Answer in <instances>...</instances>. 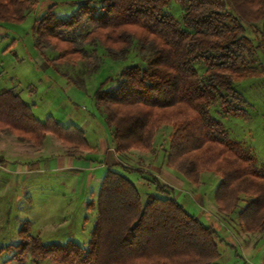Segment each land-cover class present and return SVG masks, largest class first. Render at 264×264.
<instances>
[{
  "label": "trees",
  "instance_id": "obj_1",
  "mask_svg": "<svg viewBox=\"0 0 264 264\" xmlns=\"http://www.w3.org/2000/svg\"><path fill=\"white\" fill-rule=\"evenodd\" d=\"M173 1L183 7L182 22L168 11ZM36 6L37 0H0V21L22 22ZM56 7L49 6L33 27L42 53L49 48L61 52L52 62L75 63L87 54V45H100L113 60H126L136 42L146 63L125 68L113 86L105 88L106 82L95 93L116 152L152 151L157 129L172 124L168 167L195 185L205 169L214 170L222 178L215 193L221 209L233 211L241 194L252 196L240 220L248 231L264 230V174L211 114L218 104L226 116L246 113L248 101L235 84L251 70L256 52H264V0H101L100 6L83 0L64 19ZM86 26L91 29L77 35ZM99 67L96 63L92 73ZM69 80L84 85L81 78ZM0 131L36 146L52 134L74 150L90 149L81 129L62 126L52 117L41 122L13 89L0 90ZM120 166L124 172L110 168L103 178L86 245L44 244L29 235L26 222L20 243L0 245V256L5 249L14 250L12 258L20 264L29 255L36 263L217 264L216 228L191 215L157 177H152L157 193L143 202L127 174L145 173Z\"/></svg>",
  "mask_w": 264,
  "mask_h": 264
},
{
  "label": "rangeland",
  "instance_id": "obj_2",
  "mask_svg": "<svg viewBox=\"0 0 264 264\" xmlns=\"http://www.w3.org/2000/svg\"><path fill=\"white\" fill-rule=\"evenodd\" d=\"M81 1L83 0H37V6L27 13L24 21L17 23L0 21V90H15L26 103L30 104L34 115L42 121L52 117L56 121L63 122L65 120L64 124H70L73 120L80 122V116L84 119L89 117L94 125L103 120L109 134L110 130L105 118L97 107L95 93L106 82L108 84L105 88L113 86L125 68L132 65L142 67L146 65L139 56L137 43H134L128 58L121 61L113 60L100 45H87L84 47L87 52L85 57L78 59L75 63L52 62L61 56V52L49 48L42 53L35 43L33 27L49 6L57 3L55 13L58 18L64 19L76 11L77 5ZM100 1L93 0L97 6H100ZM168 11L182 22L184 11L179 3L173 1ZM90 29V26H86L79 30L77 35L85 34ZM249 35L257 45L252 30ZM96 63H100V67L92 73L91 69ZM250 67L251 70L246 73L245 78L235 84V88L248 101L245 106L246 113L239 116H226L221 111V105L218 104L211 107V114L224 124L230 139L238 142L247 153L255 158L256 169L264 174V52L259 50L256 52L254 62L250 64ZM197 68L200 75L204 76L205 66L200 64ZM73 77L81 78L83 81L81 84L84 85L71 82L69 78ZM74 110H77L78 113H75ZM94 125L87 134L93 141L97 140L96 134L93 132V130L96 131ZM173 132L172 124H162L157 129L152 151L132 150L120 158L123 167L137 169L145 173L143 176L138 173L129 174L134 181H138L140 177L144 180V186H140L143 202H146L148 194L156 192V188L152 184V177H157L161 183L168 186L164 175L169 176L172 186L177 188L174 196L183 194V199L179 197L182 203L190 202L187 211L206 225L214 226L218 231L221 256L217 264H263L264 230L248 231L239 217L246 203L254 197L241 194L237 208L233 211H224L217 203L215 196L222 179L217 172L205 169L201 173L199 182L195 185L177 171L169 168L167 158ZM16 135L0 131V155L11 157V153L20 152L24 157H29L30 151L42 147L48 136L52 137L54 141L60 142V147L62 145L64 149L80 151L62 144L52 134H47L41 146L23 141ZM11 162L16 168V162ZM118 168L119 171L124 172L121 167ZM169 169L172 170H170L172 173L175 172L174 174L179 178L166 173ZM9 179L10 176L0 170V245L2 247L6 248L20 243L19 231L26 222H29L30 225V236L35 237L34 234L39 232L33 228L34 220L37 221L35 226L42 227V234H46L45 226L43 227V220L45 219L46 222L49 214L46 207L53 210L50 216L57 217L52 223L55 227L66 219L73 220L69 224L75 226L74 221L78 217L75 224L80 223L85 226L82 239L79 242H88L89 239L84 238H87V230L91 229L90 226L96 219L97 197L89 201V204L93 203L94 206L88 204L87 208H83L73 204L72 207L74 206L76 209V216H74V213L70 214L68 203L71 202L69 200H64L56 205L53 203L55 200L50 198L51 200L47 201L45 199L46 192L39 187L46 181V178L45 180L39 179L35 181L36 183L33 181L34 189L30 188L32 182L23 180L17 183L10 182ZM66 181L70 187L71 181L70 183L69 180ZM65 189L68 187L63 191ZM171 189L173 188L171 187ZM27 192L31 195L30 197L27 196ZM78 212H81L82 219ZM85 216L86 219H84ZM90 236L91 234L88 238ZM41 240L44 244L65 242V239L49 237H41ZM14 253V250L5 249L0 256V264H20L12 258ZM25 264L58 263L51 259L36 263L29 255Z\"/></svg>",
  "mask_w": 264,
  "mask_h": 264
},
{
  "label": "crops",
  "instance_id": "obj_3",
  "mask_svg": "<svg viewBox=\"0 0 264 264\" xmlns=\"http://www.w3.org/2000/svg\"><path fill=\"white\" fill-rule=\"evenodd\" d=\"M74 112L78 113L77 110H74ZM79 119L80 122L71 120L72 122L70 124H64L65 120L63 122H58L65 127L73 125L81 129L85 133L90 147V149L87 151H73L64 149L62 145L60 147V142L54 141L52 137L48 136L42 147L34 150L32 149L30 151L31 153L28 154L29 157H24L20 152L11 153V157L0 155V170L4 171L7 176H10V182L15 181L17 183H20L23 180H27V182H32L30 188L34 189L32 185L35 181L39 179L45 180L46 178V181H44V183H41V187H39V189H43V191L46 192L45 199L47 201L50 198L55 200L56 203L54 201L53 203L56 205L60 202H63L64 200H69L71 202L70 204L68 203V207H70V214L74 213V216H76V209L74 208L76 204L83 208H87L89 201H92L94 197H98L103 178L108 169L113 168L115 170H118V167H121V156L115 150L111 129L108 127L110 130L108 134L103 120H100L98 124L95 123L94 125L89 117H86L84 119V117L80 116ZM40 121L45 122L46 120ZM93 125L96 128V131L93 130L94 134H96L97 139L95 141L90 140V138L87 136L89 131L93 129ZM11 161L16 162V168H14V163ZM170 170L171 169H169V171L167 170L166 173L179 178L174 174L175 172L172 173V170ZM127 176L134 182V184L140 191V186H144V180L142 179V177H140L138 181H134L129 174H127ZM164 177L166 179V184L172 187L176 192L177 188L175 186H172V181L170 180L169 176L164 175ZM64 179L69 180V183L71 181L70 187L68 186L67 181H64ZM66 187H68V189H65L63 191V189ZM28 195L29 197L31 196L29 192H27V196ZM182 195L183 194H180V196H176V198L187 209V206L190 202L183 204L182 200L179 199V197L183 199ZM73 204L74 206L72 207ZM44 205L46 206V204ZM46 209L48 210L49 214L46 218L47 221L45 222V219L43 220V227L45 226L46 230L44 229V231H46L47 233L42 234V227L40 228L38 226H35L37 221L34 220L33 228L34 230L39 231L38 234H34L35 237L65 239V242L60 244L76 242L82 245H86L88 243L79 242L80 239H82L85 226L81 225L80 223H78V225L75 224L78 217L74 221V225L76 227L69 224V222H73V220L70 219H66L65 221L68 222L64 221L62 224L59 223L57 224V227H55L52 223L56 220L57 217L50 216L53 211L51 208L46 207ZM81 212H78V215H80ZM81 217L82 215H80V219H82ZM84 219H86V216L84 217ZM96 219L93 222L94 224L90 226L91 229L87 230L88 236L84 239H90L88 237L92 233ZM51 243L54 242H50L49 244Z\"/></svg>",
  "mask_w": 264,
  "mask_h": 264
}]
</instances>
